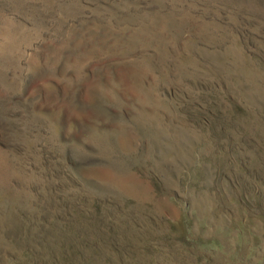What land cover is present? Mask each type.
Returning <instances> with one entry per match:
<instances>
[{
    "label": "rangeland",
    "instance_id": "374dc122",
    "mask_svg": "<svg viewBox=\"0 0 264 264\" xmlns=\"http://www.w3.org/2000/svg\"><path fill=\"white\" fill-rule=\"evenodd\" d=\"M0 264H264V0H0Z\"/></svg>",
    "mask_w": 264,
    "mask_h": 264
}]
</instances>
